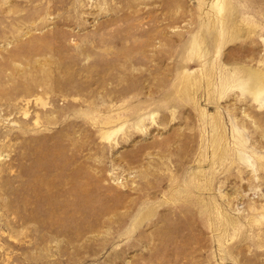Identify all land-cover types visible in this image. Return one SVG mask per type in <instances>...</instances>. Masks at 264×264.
<instances>
[{
    "label": "rangeland",
    "instance_id": "obj_1",
    "mask_svg": "<svg viewBox=\"0 0 264 264\" xmlns=\"http://www.w3.org/2000/svg\"><path fill=\"white\" fill-rule=\"evenodd\" d=\"M264 0H0V264H264Z\"/></svg>",
    "mask_w": 264,
    "mask_h": 264
},
{
    "label": "bare ground",
    "instance_id": "obj_2",
    "mask_svg": "<svg viewBox=\"0 0 264 264\" xmlns=\"http://www.w3.org/2000/svg\"><path fill=\"white\" fill-rule=\"evenodd\" d=\"M247 76L249 78L248 89L253 92L264 91V73L262 71L250 72L247 73Z\"/></svg>",
    "mask_w": 264,
    "mask_h": 264
}]
</instances>
